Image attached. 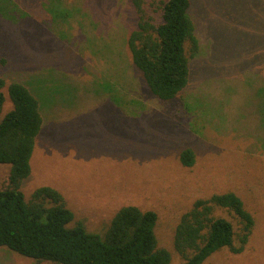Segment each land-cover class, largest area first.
Instances as JSON below:
<instances>
[{"label": "rangeland", "instance_id": "1", "mask_svg": "<svg viewBox=\"0 0 264 264\" xmlns=\"http://www.w3.org/2000/svg\"><path fill=\"white\" fill-rule=\"evenodd\" d=\"M46 1L75 10L61 28L68 39L55 33ZM61 1H0V79L24 84L43 118L24 199L53 188L71 223L98 235L122 206L153 210L157 248L182 264L173 249L180 215L232 191L254 218L252 234L241 253L222 249L203 264H264V0H190L198 49L187 87L170 101L152 95L130 61V0ZM1 91L3 116L11 103ZM185 148L191 167L179 162ZM9 168L0 164V189ZM0 264L35 263L0 247Z\"/></svg>", "mask_w": 264, "mask_h": 264}, {"label": "trees", "instance_id": "2", "mask_svg": "<svg viewBox=\"0 0 264 264\" xmlns=\"http://www.w3.org/2000/svg\"><path fill=\"white\" fill-rule=\"evenodd\" d=\"M130 3L136 16V26L126 38L130 61L152 95L162 101L173 100L188 85L189 61L198 49L188 11L190 0ZM43 6L52 16L58 37L68 39L61 28L69 27L75 10L70 12L68 6L48 1ZM4 87L11 108L2 116ZM185 106V111L190 110L188 103ZM42 125L39 102L31 91L20 82L6 85L0 79V164L10 166L7 183L0 189V247L35 264H170L169 253L157 248V213L153 210L122 206L105 232L98 235L88 232L80 221L71 223L73 212L53 188H37L30 200L24 199L20 186L30 175V158ZM179 162L184 167L193 166L194 152L183 149ZM224 213L236 219L238 228ZM253 227L252 214L234 192L213 193L194 200L180 215L173 249L182 264H203L222 249L241 253Z\"/></svg>", "mask_w": 264, "mask_h": 264}]
</instances>
